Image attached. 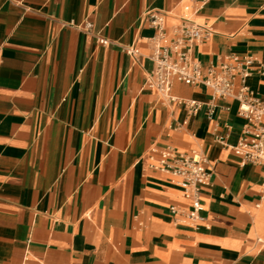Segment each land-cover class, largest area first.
Returning <instances> with one entry per match:
<instances>
[{"label": "crops", "instance_id": "1", "mask_svg": "<svg viewBox=\"0 0 264 264\" xmlns=\"http://www.w3.org/2000/svg\"><path fill=\"white\" fill-rule=\"evenodd\" d=\"M152 9L168 33L211 30L192 48L202 71L253 57L264 96V0H0V264H264L263 168L231 149L246 120L228 99L209 120L201 85L172 83L203 104L192 117L145 85ZM166 149L201 152L211 172L197 226L150 167Z\"/></svg>", "mask_w": 264, "mask_h": 264}, {"label": "built area", "instance_id": "2", "mask_svg": "<svg viewBox=\"0 0 264 264\" xmlns=\"http://www.w3.org/2000/svg\"><path fill=\"white\" fill-rule=\"evenodd\" d=\"M143 19H147L148 26L155 32L148 40L152 46L149 60L153 67L146 75L145 85L162 102L182 104L189 117L195 116L203 104L196 100H179L173 96L171 87L174 81L186 85H201L209 90V120L214 114L217 100L237 102V113L246 120V125L242 136L231 149L242 158L243 163L263 168L260 197L264 199V96L253 91L247 84L253 71L254 58L230 56L220 63L210 64L202 71L199 61L192 56V48L209 38L211 30L207 26L185 21L168 33L162 13L155 9L145 12ZM76 27L89 31L92 25L86 22ZM99 43L106 45L107 40L99 39ZM125 51L132 57L138 56L134 45L128 46ZM259 72L264 74V66L259 67ZM204 165L205 158L197 150L177 152L171 149L159 151L158 160L150 165L151 168L170 175L172 182L181 189L185 204L180 207L171 205L169 211L172 215L184 218L191 226H197L203 221L201 194L211 178V172Z\"/></svg>", "mask_w": 264, "mask_h": 264}]
</instances>
